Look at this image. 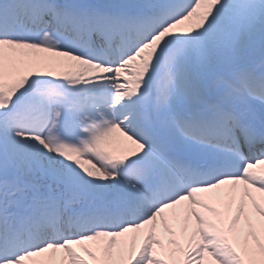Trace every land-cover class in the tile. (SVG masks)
Returning a JSON list of instances; mask_svg holds the SVG:
<instances>
[{
    "label": "snow or ice",
    "instance_id": "6c2138e0",
    "mask_svg": "<svg viewBox=\"0 0 264 264\" xmlns=\"http://www.w3.org/2000/svg\"><path fill=\"white\" fill-rule=\"evenodd\" d=\"M0 264H264V0H0Z\"/></svg>",
    "mask_w": 264,
    "mask_h": 264
}]
</instances>
